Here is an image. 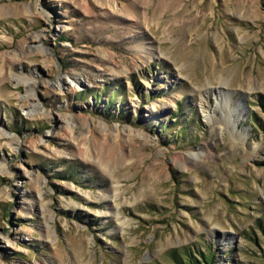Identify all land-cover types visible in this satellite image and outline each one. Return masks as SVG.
<instances>
[{
  "label": "rangeland",
  "instance_id": "374dc122",
  "mask_svg": "<svg viewBox=\"0 0 264 264\" xmlns=\"http://www.w3.org/2000/svg\"><path fill=\"white\" fill-rule=\"evenodd\" d=\"M263 213L264 0H0V264H264Z\"/></svg>",
  "mask_w": 264,
  "mask_h": 264
},
{
  "label": "trees",
  "instance_id": "16d2710c",
  "mask_svg": "<svg viewBox=\"0 0 264 264\" xmlns=\"http://www.w3.org/2000/svg\"><path fill=\"white\" fill-rule=\"evenodd\" d=\"M256 226L260 230V233L262 234V241L260 244H264V213L262 216L256 220ZM252 242L254 245L258 244L256 243L255 238H251ZM259 248V247H258ZM210 252L208 251V254L201 255V260L205 262L206 264H212L213 263V254H209ZM171 257L174 260L176 264H200V261L188 250L186 249H181L180 251L176 252L174 250H171ZM264 257V254H263ZM263 263H264V258H263Z\"/></svg>",
  "mask_w": 264,
  "mask_h": 264
},
{
  "label": "bare ground",
  "instance_id": "6f19581e",
  "mask_svg": "<svg viewBox=\"0 0 264 264\" xmlns=\"http://www.w3.org/2000/svg\"><path fill=\"white\" fill-rule=\"evenodd\" d=\"M220 93H221V91H219V94ZM219 97H221V95ZM242 109H243V98L242 97H239V98H237V101L234 102L233 110L239 112L240 113L239 116H241L242 113L244 112ZM238 118L239 117L237 116L236 118L231 119L230 125L235 126L236 123H237V121H238Z\"/></svg>",
  "mask_w": 264,
  "mask_h": 264
}]
</instances>
